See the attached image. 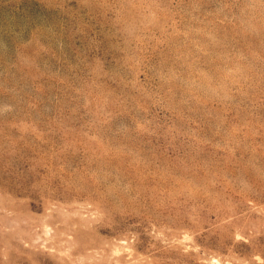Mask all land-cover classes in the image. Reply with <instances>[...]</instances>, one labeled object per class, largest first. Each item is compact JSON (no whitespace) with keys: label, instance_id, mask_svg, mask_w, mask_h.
Instances as JSON below:
<instances>
[{"label":"rangeland","instance_id":"1","mask_svg":"<svg viewBox=\"0 0 264 264\" xmlns=\"http://www.w3.org/2000/svg\"><path fill=\"white\" fill-rule=\"evenodd\" d=\"M0 264H264V0H0Z\"/></svg>","mask_w":264,"mask_h":264}]
</instances>
